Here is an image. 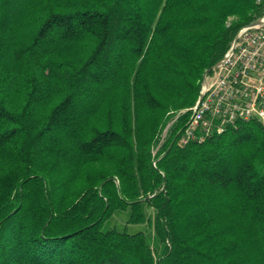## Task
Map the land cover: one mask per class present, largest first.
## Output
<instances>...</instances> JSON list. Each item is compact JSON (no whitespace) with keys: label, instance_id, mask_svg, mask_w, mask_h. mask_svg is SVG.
I'll return each mask as SVG.
<instances>
[{"label":"trees","instance_id":"trees-1","mask_svg":"<svg viewBox=\"0 0 264 264\" xmlns=\"http://www.w3.org/2000/svg\"><path fill=\"white\" fill-rule=\"evenodd\" d=\"M263 12L0 0V264H264V124L179 142L205 74Z\"/></svg>","mask_w":264,"mask_h":264},{"label":"built area","instance_id":"built-area-1","mask_svg":"<svg viewBox=\"0 0 264 264\" xmlns=\"http://www.w3.org/2000/svg\"><path fill=\"white\" fill-rule=\"evenodd\" d=\"M257 2L264 9V0ZM236 37V44L205 74L195 105L181 112H189L179 131L181 144L203 143L241 121L264 124V12Z\"/></svg>","mask_w":264,"mask_h":264},{"label":"rangeland","instance_id":"rangeland-1","mask_svg":"<svg viewBox=\"0 0 264 264\" xmlns=\"http://www.w3.org/2000/svg\"><path fill=\"white\" fill-rule=\"evenodd\" d=\"M179 118V114L176 118H174L173 121H175L176 119ZM172 121L171 124H173L174 122ZM170 124V126H171ZM166 132H168V127L167 129L164 131V134H163V137L159 143V145L154 149V157L157 156V153L160 149V147L162 146V143H163V140L166 138ZM155 161V160H154ZM113 224H115L117 227H119L120 229H122L123 227H125V225H127V216L125 215H120V216H117L113 221H112ZM128 226V229H130L131 231L130 232H135L134 230H136V225H127ZM139 227V226H138ZM142 228L144 230H147L149 231L150 230V227L147 225V224H143Z\"/></svg>","mask_w":264,"mask_h":264},{"label":"water","instance_id":"water-1","mask_svg":"<svg viewBox=\"0 0 264 264\" xmlns=\"http://www.w3.org/2000/svg\"><path fill=\"white\" fill-rule=\"evenodd\" d=\"M236 42H237V37H236L235 40H234V44H236Z\"/></svg>","mask_w":264,"mask_h":264}]
</instances>
